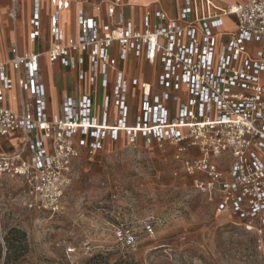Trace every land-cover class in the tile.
I'll return each instance as SVG.
<instances>
[{"label":"built area","instance_id":"obj_1","mask_svg":"<svg viewBox=\"0 0 264 264\" xmlns=\"http://www.w3.org/2000/svg\"><path fill=\"white\" fill-rule=\"evenodd\" d=\"M33 3L30 42L41 37L40 0ZM49 3L52 47L21 55L14 44L10 57L0 56V177L24 183L30 208L60 215L75 164L124 136L132 145L174 147L185 174L204 177L195 187L216 199L218 213L264 235V0L200 19L191 1L176 19L148 10L143 32L123 26L116 15L122 0ZM73 3L105 7L116 26L79 10L78 36L65 38L61 16ZM226 16L237 22L230 34L220 31ZM129 57L155 72V85L125 74L120 66ZM42 59L78 74L80 88L63 96L56 115L49 113Z\"/></svg>","mask_w":264,"mask_h":264},{"label":"rangeland","instance_id":"obj_2","mask_svg":"<svg viewBox=\"0 0 264 264\" xmlns=\"http://www.w3.org/2000/svg\"><path fill=\"white\" fill-rule=\"evenodd\" d=\"M196 179L204 177L186 175L174 147L120 142L82 156L64 212L52 215L29 207L21 180L0 177V264H87L96 256L109 264H264V235L218 213Z\"/></svg>","mask_w":264,"mask_h":264},{"label":"crops","instance_id":"obj_3","mask_svg":"<svg viewBox=\"0 0 264 264\" xmlns=\"http://www.w3.org/2000/svg\"><path fill=\"white\" fill-rule=\"evenodd\" d=\"M34 0H0V33L2 37L1 58L10 57L9 51L12 45L16 44L21 55L25 53H38L48 51L53 45V39L49 34V16L52 11L49 0H40L41 8V37L36 42L28 40L30 32L29 22L33 16ZM97 0H94V4ZM114 1V0H108ZM124 7L117 10V16L123 15L125 18L124 27L129 24L137 31H145V13L150 11H162L171 19L181 17V8L186 3L192 2L193 17L200 19L207 16L222 15L229 6L245 4L250 0H122ZM93 4V5H94ZM16 13L14 14V8ZM82 10L85 15L94 17L101 26H116V18L108 17L106 8L98 12L92 4L84 3L82 5L72 4L71 8L61 16L60 28L65 38L78 36V12ZM116 16V17H117ZM236 19L231 16L224 17L222 33L230 34L236 30ZM129 61L122 64L120 68L127 76H135L146 80L150 85H155V72L145 64L143 60H137L129 57ZM46 60V59H45ZM49 67V77H44V66ZM42 77L47 90L48 109L50 115H56L64 95H71L75 89L80 88L78 74L60 64L50 65L48 61H41ZM55 76L59 78L60 83H55ZM69 76L71 83L66 85L65 78ZM133 94L134 103L139 101V91L135 90ZM123 136L120 142H125ZM139 142H142L140 140ZM117 143L108 140L102 151ZM100 151V152H102ZM98 152V153H100ZM97 153V154H98ZM78 163V162H77ZM77 163L75 165H77ZM75 168V167H74Z\"/></svg>","mask_w":264,"mask_h":264},{"label":"trees","instance_id":"obj_4","mask_svg":"<svg viewBox=\"0 0 264 264\" xmlns=\"http://www.w3.org/2000/svg\"><path fill=\"white\" fill-rule=\"evenodd\" d=\"M8 247H9V252H10L11 249H12V248H11L12 245L9 244ZM87 264H109V263H108L107 258H104L103 256H96V257L91 258V259L87 262ZM115 264H133V263L130 262L128 259H124V260H120V261H118V262L115 263Z\"/></svg>","mask_w":264,"mask_h":264}]
</instances>
